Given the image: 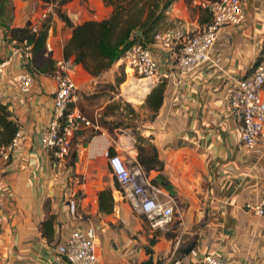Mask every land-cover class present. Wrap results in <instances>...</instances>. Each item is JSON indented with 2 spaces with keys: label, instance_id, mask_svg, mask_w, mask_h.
<instances>
[{
  "label": "crops",
  "instance_id": "0c3cea01",
  "mask_svg": "<svg viewBox=\"0 0 264 264\" xmlns=\"http://www.w3.org/2000/svg\"><path fill=\"white\" fill-rule=\"evenodd\" d=\"M189 2L175 0L167 10L164 29L179 33L174 46L148 44L158 63L155 76L131 77L134 73L124 69L121 60L94 76L74 62L72 75L83 91L101 82L115 84L116 77L126 73L117 93L101 108L124 96L141 111L140 131L150 137L164 164L161 171L145 174L137 161L136 139L129 133L115 139L105 127L96 128L94 135L82 128L65 158L43 146V131L54 117L53 67L65 58L72 27L50 13L46 52L37 64L43 66L49 57L54 60L47 64L52 70L33 73L35 82L25 92L15 75L28 70L29 59L14 53L18 46L10 40V28L28 20L41 22L49 5L42 0H0V58H10L0 73V103L8 105L25 135L9 158L0 156V264H71L57 246L73 230L88 227L96 231L95 264H206L210 252L224 264H264V216L248 207L264 192V131L256 147L245 146L240 119L230 105L238 81L264 54V0H241L243 21L223 25L209 58L182 72L177 59L181 40L212 19L207 9ZM61 9L75 24L111 12L103 0H70ZM158 82H164L165 91L154 112L145 98ZM107 152L140 166L150 183L171 195L175 214L170 224L153 228L133 210L118 192ZM71 198L77 202L75 213Z\"/></svg>",
  "mask_w": 264,
  "mask_h": 264
},
{
  "label": "built area",
  "instance_id": "2783aa9c",
  "mask_svg": "<svg viewBox=\"0 0 264 264\" xmlns=\"http://www.w3.org/2000/svg\"><path fill=\"white\" fill-rule=\"evenodd\" d=\"M193 4L200 5L211 14V21L202 30L187 35L181 40L177 59L182 72H189L209 58L217 34L223 25L239 24L244 19L241 0H191ZM53 12L50 5L43 13L41 21ZM35 30L40 22L33 23ZM178 31L174 29L160 30L155 34V42L170 49L174 46ZM21 59L31 57V45L25 41L15 50ZM10 58H0V73L6 71ZM127 70L140 77H153L158 71V63L149 46L142 43L133 44L120 59ZM74 61L62 58L56 62L55 76L57 87L53 107L54 117L48 127L43 131L42 144L53 151L58 158L69 155L75 134L86 127L98 128L99 125L87 117L75 104L78 99L79 88L76 84L72 70ZM15 81L20 88L27 92L35 82V76L28 70L15 75ZM264 54L257 61L253 71L240 79L230 96V105L240 119V136L248 148L258 144L264 131ZM25 135L18 130L11 142L0 147V156L7 159L10 152L17 147ZM109 164L113 175L119 184V194L125 198L133 210L142 213L153 228H162L173 221L175 214L174 200L171 195L164 193L160 187L150 183L140 166H129L120 154H109ZM164 194L166 198L160 197ZM70 210L75 213L77 202L75 198L69 200ZM248 207L255 214L264 216V192L256 203H249ZM71 264H95L97 262L96 231L93 227L84 230H73L67 240L57 246ZM206 264H224L215 252L205 256ZM134 264V263H129ZM157 264H171L163 261Z\"/></svg>",
  "mask_w": 264,
  "mask_h": 264
},
{
  "label": "trees",
  "instance_id": "16d2710c",
  "mask_svg": "<svg viewBox=\"0 0 264 264\" xmlns=\"http://www.w3.org/2000/svg\"><path fill=\"white\" fill-rule=\"evenodd\" d=\"M42 1L48 3L49 6L52 5L53 12L72 27L71 36L64 45V57L72 58L75 63H81L92 75L99 76L120 60L133 44L142 43L148 46L155 41V34L164 29L167 10L175 0H103L105 5L111 7V12L107 17L84 19L76 24L61 9L62 4L70 0ZM50 22L51 14L47 15L35 30L33 29L34 24L30 20L25 25L10 28V40L14 41L16 46L25 41L31 45L32 54L25 64L26 68L34 74L37 70L45 72L52 70L47 67L48 61H54L49 57L44 59L43 66L37 64L46 52ZM53 69L55 72L56 66ZM124 76L125 74L117 76L115 84L107 83L104 84V87L114 88L125 79ZM164 91V82L155 84L145 98V105L154 112L158 111L163 102ZM98 94L99 92H95L93 95ZM122 104L129 110L130 115L138 114L130 102L114 100L106 105L107 111L102 114L99 120L86 115L100 127H105L112 132L111 122L105 120L104 117L110 112L114 113L120 109ZM123 125L124 122L120 120L115 123L114 127L120 128ZM129 127L133 128L130 134L136 139L137 161L144 173L148 174L152 170L161 171L164 164L156 146L150 141V137L143 135L136 124L127 123L124 125V128ZM87 128H93L91 135L99 131L94 127ZM18 130L19 126L12 118L8 105L0 103V147L9 144ZM161 177L162 181L167 183L168 179L162 174Z\"/></svg>",
  "mask_w": 264,
  "mask_h": 264
},
{
  "label": "rangeland",
  "instance_id": "374dc122",
  "mask_svg": "<svg viewBox=\"0 0 264 264\" xmlns=\"http://www.w3.org/2000/svg\"><path fill=\"white\" fill-rule=\"evenodd\" d=\"M191 1V0H190ZM191 6H195L196 8H203L200 5H196L193 4L192 2H189ZM123 68L126 69L124 63L122 62ZM123 69V70H124ZM125 73V70L123 71ZM126 74V73H125ZM130 76H138L136 74H131ZM104 84L107 83H98L95 87L94 90H79L78 92V99L75 102V104L77 105V107L82 110L85 114H87L90 118L94 117L96 119L99 120L100 117H102V114L107 111L106 106L104 108H101V106L104 104L105 100H107L108 97H111L114 95V93H117V86H115L114 88H110L108 86L104 87ZM132 92H134V90H130ZM95 92H99V96L98 95H93ZM130 93V92H129ZM130 95V94H129ZM140 95V93L138 94ZM118 100H122L125 102H130L128 100H126V98L124 96H120V98L116 99ZM132 104V106L136 109V107L133 105L132 102H130ZM137 110V109H136ZM105 120H109L111 122V126L113 127V129L111 130L112 132L109 131V133L111 134V136L115 139L119 138L121 133H131L132 131V127L129 128H124V125L127 123L130 124H136V125H140L141 124V119H142V115H141V111H138V114L136 116H132L129 114V110L126 108L125 105H121L120 109H117L114 113L110 112L109 114H107L105 117ZM122 120L124 122V125L121 126L120 128H115L114 125L116 122ZM100 127V126H99ZM93 128H89L90 132L92 131ZM96 130V128H95ZM128 162V165L133 167L135 166L132 162Z\"/></svg>",
  "mask_w": 264,
  "mask_h": 264
}]
</instances>
